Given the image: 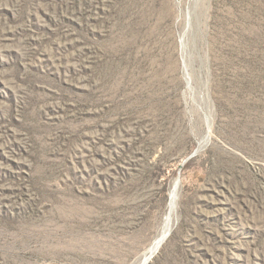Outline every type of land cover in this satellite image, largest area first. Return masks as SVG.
<instances>
[{
  "label": "rangeland",
  "instance_id": "rangeland-1",
  "mask_svg": "<svg viewBox=\"0 0 264 264\" xmlns=\"http://www.w3.org/2000/svg\"><path fill=\"white\" fill-rule=\"evenodd\" d=\"M175 181L144 264H264V0H0V264H138Z\"/></svg>",
  "mask_w": 264,
  "mask_h": 264
},
{
  "label": "bare ground",
  "instance_id": "bare-ground-1",
  "mask_svg": "<svg viewBox=\"0 0 264 264\" xmlns=\"http://www.w3.org/2000/svg\"><path fill=\"white\" fill-rule=\"evenodd\" d=\"M209 128V127H208ZM210 129V128H209ZM207 133V132H206ZM209 137V133L205 135V138L207 139ZM202 142V141H201ZM200 147V146H199ZM179 182L175 181L170 189V194H169V202L167 206V212L164 218V223L162 225L160 234L156 237L155 240L152 241V243L142 252L141 255V261L138 262V264H144L146 261L150 259V257L156 252L158 249L159 245L163 241L164 237L167 235L171 223H172V217L174 214L175 206H176V198L177 193H178V187H179Z\"/></svg>",
  "mask_w": 264,
  "mask_h": 264
}]
</instances>
